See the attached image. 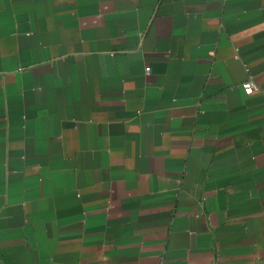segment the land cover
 I'll return each instance as SVG.
<instances>
[{
    "label": "crops",
    "instance_id": "crops-1",
    "mask_svg": "<svg viewBox=\"0 0 264 264\" xmlns=\"http://www.w3.org/2000/svg\"><path fill=\"white\" fill-rule=\"evenodd\" d=\"M0 264H264V0H0Z\"/></svg>",
    "mask_w": 264,
    "mask_h": 264
},
{
    "label": "built area",
    "instance_id": "built-area-1",
    "mask_svg": "<svg viewBox=\"0 0 264 264\" xmlns=\"http://www.w3.org/2000/svg\"><path fill=\"white\" fill-rule=\"evenodd\" d=\"M150 70L151 68L148 67L147 71H150ZM242 86L247 93H252L258 89V85L252 75H250V77L242 83Z\"/></svg>",
    "mask_w": 264,
    "mask_h": 264
}]
</instances>
